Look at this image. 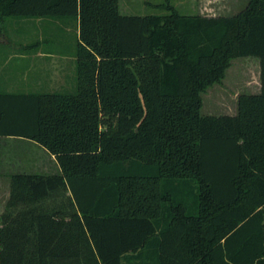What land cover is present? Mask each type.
Segmentation results:
<instances>
[{
    "label": "trees",
    "instance_id": "trees-1",
    "mask_svg": "<svg viewBox=\"0 0 264 264\" xmlns=\"http://www.w3.org/2000/svg\"><path fill=\"white\" fill-rule=\"evenodd\" d=\"M122 14L119 0H0L7 18L77 21L71 92H0V140L58 171H15L0 264H264V0L233 16ZM254 57L234 115L201 94ZM1 176V167H0Z\"/></svg>",
    "mask_w": 264,
    "mask_h": 264
},
{
    "label": "crops",
    "instance_id": "crops-1",
    "mask_svg": "<svg viewBox=\"0 0 264 264\" xmlns=\"http://www.w3.org/2000/svg\"><path fill=\"white\" fill-rule=\"evenodd\" d=\"M77 35V21L71 18H7L0 30V92L73 91ZM30 39L35 41L30 42ZM9 146L28 154H9ZM34 152L43 154L45 159L37 157ZM0 167V185L4 178L8 192V175L12 172L50 174L58 171L54 157L46 150L30 140L17 137L1 138ZM8 192L0 204V215Z\"/></svg>",
    "mask_w": 264,
    "mask_h": 264
},
{
    "label": "rangeland",
    "instance_id": "rangeland-1",
    "mask_svg": "<svg viewBox=\"0 0 264 264\" xmlns=\"http://www.w3.org/2000/svg\"><path fill=\"white\" fill-rule=\"evenodd\" d=\"M162 0H119V11L122 14L145 15L150 13H163L154 10L152 5ZM249 0H170L179 12L183 14H199L207 17L233 16L242 10ZM35 40L30 39V42ZM43 46V44L41 43ZM259 89V64L254 57L233 59L225 72L223 80L209 87L201 94L202 104L200 113L203 115H234L236 113V101L242 93H256ZM9 146V154L24 156L26 151L12 150ZM13 151V152H12ZM34 154L45 159L39 152ZM9 171L8 169H4ZM7 185L4 178L0 185V204H3L7 194Z\"/></svg>",
    "mask_w": 264,
    "mask_h": 264
}]
</instances>
